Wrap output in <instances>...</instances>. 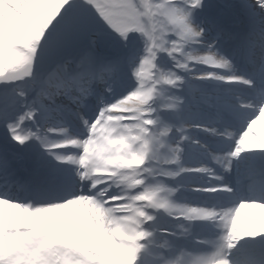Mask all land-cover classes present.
<instances>
[{"label":"snow or ice","instance_id":"snow-or-ice-1","mask_svg":"<svg viewBox=\"0 0 264 264\" xmlns=\"http://www.w3.org/2000/svg\"><path fill=\"white\" fill-rule=\"evenodd\" d=\"M210 7L0 0V20L25 44L21 62L0 65V264H97L91 243H72L80 209L94 210L80 214L103 226L118 264H146L157 238L160 264H177V252L186 264H264V179L257 188L238 176L241 194L224 179L243 154L264 161V131L253 134L264 122V0H241L249 30L231 53L230 21L199 18ZM233 84L248 94H220ZM194 133L228 146L214 151ZM197 149L209 163L185 162ZM124 172L135 185L121 184ZM191 175L203 183H176ZM181 190L231 201L189 204ZM158 215L174 229L159 230ZM206 226L219 232L198 238Z\"/></svg>","mask_w":264,"mask_h":264},{"label":"bare ground","instance_id":"bare-ground-1","mask_svg":"<svg viewBox=\"0 0 264 264\" xmlns=\"http://www.w3.org/2000/svg\"><path fill=\"white\" fill-rule=\"evenodd\" d=\"M205 2L207 4H209L211 7L209 9H206L205 11H209V12H217L218 15L223 16L225 18H227L230 23H235V26H230L231 30L230 31V35L229 37L232 36V38H235L236 36V40L230 45L231 49L233 50L237 47V45L239 44L238 39H242V36H244L246 34V31L244 29V25L249 24L248 22V18L247 16H244L243 14V10L240 8V3L241 0H212V2H209L207 0H205ZM249 3H251V0H249ZM245 13V12H244ZM246 14V13H245ZM236 25H240L239 28H235L237 27ZM231 43V41L229 42ZM225 49H228L227 47ZM226 51V50H225ZM235 88V87H240L242 89H246L244 86L242 85H238V84H233V85H222L220 88ZM248 90V89H246ZM249 91V90H248ZM264 129V122L261 123V126L258 124L257 126L254 127L253 129V134L256 136H259L261 134L262 130ZM202 134V133H200ZM207 138L209 139V142L214 143V138L207 136ZM221 143V141H220ZM225 143V142H224ZM208 146L210 148H212L213 150L215 149L214 146L212 144H208ZM226 146H227V142H226ZM200 150V149H199ZM216 151V150H214ZM257 152L254 153H246L243 154L245 156V159H243L238 165H236L233 169V175L236 177L238 176H245V175H249L251 174L254 179L257 181V184L254 185V187H259V182L264 179V161H262L260 164L257 163V159L259 158V153H258V149L255 150ZM201 158L199 159V161H206L208 162L206 156H200ZM185 162L193 165L195 162L197 161V158H194L192 156H186ZM199 164V162H198ZM124 176L128 177L127 180L121 179V182L123 183V186L127 187L128 184H132L135 185L136 181L135 179H133V173L132 172H124L123 173ZM188 177L189 176H182L179 178L178 181H176V183H181V184H188ZM225 182L229 183L227 180V175H225L224 177ZM204 178L200 177V179H197V184L203 183ZM236 182V181H235ZM233 187L238 190H240L239 194L244 193V188L248 189V184L247 181H245L243 184H237L235 183L233 185ZM192 194L193 196H195L196 200H199L201 203H205V202H212V203H217V205L219 206V200H217L218 196H221L223 194L220 195H216L213 194L211 196L206 197V194H199V193H195V192H189V191H185V190H181V192L178 194V197H190L188 194ZM227 196V195H226ZM177 197V198H178ZM228 198L231 199V197L228 196ZM209 199V200H207ZM222 205H227V204H222ZM94 212L93 209H80L79 212ZM84 220L85 223L82 226L83 227V231H85V233H90L92 231H94L96 228H98L97 226L93 225L92 217L91 215H84ZM156 226L159 228V230L161 231H170L173 230L175 227V221L172 220L171 218L167 217V216H161L158 215L157 219L155 221ZM177 232L182 231L181 228L177 227L175 229ZM102 234L104 235V232L101 230ZM194 233H198V238H203L206 236H209L211 234H213L214 232H219V228L218 226L215 229H212L210 226H206L203 228H199V229H193ZM91 235V233H90ZM181 243H186L188 247H194L195 245L192 244L191 241L188 242H181ZM111 249V245L108 243L107 240V246ZM167 249V245L165 244V241L162 240V243L160 242V239L157 238L155 243L149 246V251L150 254L147 255L145 257V261L146 264H152V261L154 260V258L156 259L157 255L159 253L165 252ZM114 251V250H113ZM186 260L187 257H182L180 259V261L177 262V264H186Z\"/></svg>","mask_w":264,"mask_h":264},{"label":"rangeland","instance_id":"rangeland-1","mask_svg":"<svg viewBox=\"0 0 264 264\" xmlns=\"http://www.w3.org/2000/svg\"><path fill=\"white\" fill-rule=\"evenodd\" d=\"M209 2H212V0H207ZM149 2H153V0H149ZM217 12H209V11H204L203 13L200 14V19H204L205 21L213 14ZM244 16H247L244 11H243ZM235 26V23H230V26ZM238 26V25H236ZM246 28L249 29V24L245 25ZM232 39V38H231ZM230 42V38H228L227 42L224 43V45H226L227 43L229 44ZM226 48V46H225ZM224 48V49H225ZM25 50V44L24 42L20 39L19 36H17L13 30L11 28H9L5 22L3 20H0V65H3V63L5 62V59L9 60L10 62H21L22 61V56L19 54L20 52ZM228 50V49H225ZM236 63V62H235ZM238 67V66H237ZM241 67H239L238 69H240ZM250 68V66H249ZM240 72L244 73V74H248L250 73L251 69L245 70L241 68V70H239ZM21 86H24L23 84ZM220 94L222 96L225 97H231L234 96L236 94H240L242 96H246L248 94L247 91H245L244 89L240 88V87H236V88H220ZM194 135H196L202 142L206 143V144H212L214 146V150H220L223 148H226V143L223 142V145H221L219 140H216L214 138V143L209 142V139H207L206 135L204 134H200V133H194ZM196 152H202V150H195ZM199 156H197L196 158H198ZM197 163V162H195ZM194 163V164H195ZM197 165V164H195ZM184 177V176H183ZM230 177V175H229ZM232 177V175H231ZM190 180L189 184H194L195 180H197V177L195 175H191L190 178H188ZM230 182H234L233 180L231 181L230 179H228ZM207 194V193H206ZM211 194H208V196H210ZM195 200L193 199H186V202L189 204H193ZM75 216L78 220V222L80 223V228L77 229V232L79 233L78 237L75 238L72 243L76 244V245H80L83 244L84 246H87L89 243H91L93 245V247L88 248V253H89V259H93L95 261H97V264H118V257H119V250L117 249H113L111 247V249L107 246V236L106 233L104 232L103 226L96 228L94 231L90 232V233H85V231H83V225L85 223L84 220V215H81L80 212H76ZM93 222V225L96 226L95 222L93 220H91ZM184 228H187L184 225ZM101 230L104 232V235L102 234ZM97 249H99V251L97 252ZM114 250V251H113ZM93 253H96L95 255H93ZM176 257L177 260L180 261V259L182 258L179 254V252L176 253ZM53 259H63L62 257H53ZM152 264H160V261H152Z\"/></svg>","mask_w":264,"mask_h":264},{"label":"clouds","instance_id":"clouds-1","mask_svg":"<svg viewBox=\"0 0 264 264\" xmlns=\"http://www.w3.org/2000/svg\"><path fill=\"white\" fill-rule=\"evenodd\" d=\"M248 27H249V26H248ZM246 34H247V33H246ZM246 34H245V35H246ZM245 35H244V36H245ZM244 36H242V38H243Z\"/></svg>","mask_w":264,"mask_h":264}]
</instances>
